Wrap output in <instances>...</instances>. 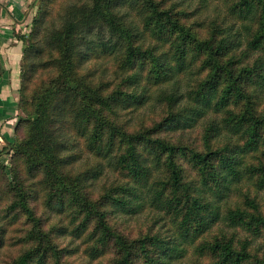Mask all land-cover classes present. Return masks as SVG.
I'll return each mask as SVG.
<instances>
[{
  "label": "trees",
  "instance_id": "16d2710c",
  "mask_svg": "<svg viewBox=\"0 0 264 264\" xmlns=\"http://www.w3.org/2000/svg\"><path fill=\"white\" fill-rule=\"evenodd\" d=\"M198 1L223 7L205 25L187 23L197 7L176 0L33 1L19 118L0 151V248L7 223L26 226L7 264H69L65 237L91 258L113 252L110 264H169L196 240L194 253L214 264H264L253 242L264 240V0ZM101 56L118 61L117 83L82 64ZM39 68L46 77L35 78ZM155 102L163 114L150 126L119 120ZM83 151L95 162L75 169ZM105 169L114 178L92 197ZM33 181L45 213L66 221L44 227ZM143 208L175 238L131 239L107 218Z\"/></svg>",
  "mask_w": 264,
  "mask_h": 264
},
{
  "label": "rangeland",
  "instance_id": "374dc122",
  "mask_svg": "<svg viewBox=\"0 0 264 264\" xmlns=\"http://www.w3.org/2000/svg\"><path fill=\"white\" fill-rule=\"evenodd\" d=\"M180 3L188 6L189 9H194V15L190 17L187 20V23H191L194 20H201L203 23L208 24L209 21L212 20L214 17V14H216L217 10L222 9L223 4L221 2L213 1L208 6L204 1H201V3L198 0H176ZM200 3V4H199ZM198 5V6H197ZM205 5V7H203ZM215 5H217L215 9ZM135 22L139 21V17H134ZM205 30V29H203ZM28 34V33H26ZM25 34V35H26ZM93 38H95V34L93 33L91 35ZM39 37V36H38ZM106 32L102 33V40H106ZM83 48V47H82ZM35 60V57H32L31 60ZM88 59L87 61H84L82 64L84 66L87 65V68L91 70V72L94 74L95 78H102V79H112L118 76L115 83H117L120 80L121 70L118 68V61L114 59L112 56L107 57H99L95 60ZM118 68V69H117ZM85 70V69H84ZM116 71L119 73V75L116 74ZM46 69L39 68L37 74L35 75V78H43L46 77ZM21 74V72H20ZM133 86V85H132ZM130 86H124V83L121 84L120 87H123L125 90H133V87ZM139 92H141L140 88H137ZM264 98V95H263ZM162 105L155 102V107H151V105L147 106H141L137 108L129 107L127 109L120 110L119 113V120L123 121L125 120L129 128H136L140 124H144L147 126H150L153 120H158L160 116L162 115ZM185 136H189L190 132H186L184 134ZM13 140V138H12ZM6 146V145H5ZM82 149L83 146H79ZM6 149V148H4ZM5 153V150H3ZM83 157L79 162H77L74 165V168L83 166L84 162L87 163V165L90 166V164H93L95 161L92 159H87L89 157L88 153L86 151L82 152ZM91 156V155H90ZM101 175H99L94 181L91 188V194L92 197H97L101 192V186L102 184H108L113 180L112 173L109 172L108 169H105ZM33 186L36 188L37 193L35 194V199L31 204L34 206L36 213L38 216H41L43 221L45 218H47L45 223L43 224L45 228H47L52 223H58L62 220H65V213L62 214H52L50 212H46V208L44 206V199L43 194L39 192V188L36 185V181H33ZM31 193V192H30ZM233 200L235 202L240 201L239 198H234ZM238 200V201H237ZM231 202L232 203H234ZM108 220L110 224L115 227L117 230L122 232L127 237L134 239L142 234H145L149 231H158L160 235L166 236L165 238L169 240H173L174 232L171 227L169 221L167 219H162L160 217V214L157 210H153L151 208H143L142 211L138 213H130V212H122L120 210L115 212H109L108 214ZM26 226L23 223V220L20 219L16 222L7 223V229L6 233L3 235V246L0 248V264H7V262H10L14 257H16L21 250L26 246L25 244L21 245L20 239L22 238L24 232H25ZM219 227L214 226L211 233L217 232ZM57 241L63 245L68 244L69 253L68 257H66L69 264H110L111 259L113 258L114 254L113 252H108L103 256L99 257H88L86 252H84V246L82 245V239L81 241L78 239H71L69 237H65L62 239H57ZM199 240H196L193 244H186L185 248L186 251L183 252V255H177L175 258L172 259L169 264H194V262H197L198 264H214L212 260L209 259L208 256H201L197 257V255L194 253V245L198 243ZM254 245H256L261 251H259L260 255H263L264 253V240L260 238H254L253 240Z\"/></svg>",
  "mask_w": 264,
  "mask_h": 264
},
{
  "label": "crops",
  "instance_id": "0c3cea01",
  "mask_svg": "<svg viewBox=\"0 0 264 264\" xmlns=\"http://www.w3.org/2000/svg\"><path fill=\"white\" fill-rule=\"evenodd\" d=\"M34 0H0V151L14 138L19 118L22 35L29 32Z\"/></svg>",
  "mask_w": 264,
  "mask_h": 264
}]
</instances>
